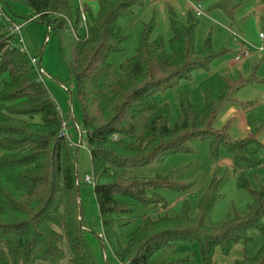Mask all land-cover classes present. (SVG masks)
<instances>
[{"label":"trees","instance_id":"1","mask_svg":"<svg viewBox=\"0 0 264 264\" xmlns=\"http://www.w3.org/2000/svg\"><path fill=\"white\" fill-rule=\"evenodd\" d=\"M142 1L85 2L87 26H82L76 0H0L6 13L0 16V264H101L88 243L90 226L80 206L76 146L82 144L83 133L93 164L103 241L119 264H153L156 251L182 241L197 242L203 264H214L217 247L228 254L235 244L249 241L250 228L264 230V189L252 191L245 217L211 226L206 219L218 198L217 181L195 214L186 201L180 213L169 214L159 212L165 199L157 189L179 190L186 185L173 180L171 173H128L156 158L186 151L197 137H209L215 149L225 146L239 163L250 159L247 145L255 138L230 140L226 125L214 127L217 116L238 103L236 91L247 80L225 79L217 97L206 95L204 107L182 93V115L174 127L169 126V107L157 105V94L177 87L192 71L207 69L214 57L196 50L193 16L181 21L171 14L170 50L163 36L152 38V20L136 53L121 63L122 76H115L110 58L124 51L125 38L118 20ZM217 1L233 14L237 1ZM19 16L46 24L58 37L83 110V133L77 141L64 132L66 123L45 72L13 45L16 37L10 28ZM262 21L264 28V16ZM148 188L154 192L148 193ZM139 207L146 211L143 223L123 238L119 228L133 222ZM233 264H264V246Z\"/></svg>","mask_w":264,"mask_h":264},{"label":"rangeland","instance_id":"2","mask_svg":"<svg viewBox=\"0 0 264 264\" xmlns=\"http://www.w3.org/2000/svg\"><path fill=\"white\" fill-rule=\"evenodd\" d=\"M236 1L233 14L229 15L217 0H143L133 7L132 14L119 18L118 25L125 36L124 51L115 52L110 58L115 76L121 77V63L136 53L145 27L152 20L155 21L152 38L163 36L170 50L171 14H175L181 21H187L189 16L196 18V50L211 52L214 57L207 69L192 71L190 77L182 79L177 87L155 96L157 105H167L170 109V127H174L182 115V93L187 94L192 104L204 107L206 95L217 97L225 79L247 80L236 91L238 103L221 112L214 127L221 129L226 125L230 140L237 141L254 135V140L247 145L250 159L236 163L235 157L225 146L215 149L209 137H197L188 144L186 151L172 152L163 159L156 158L149 166L128 171L142 176L171 173L173 180L186 185V188L179 190L169 187L157 189L165 199L159 212L169 214L180 213L185 201L189 202L192 214H195L198 203L213 182L217 181L215 185L218 198L206 219L211 226L223 225L237 215L245 217L249 204L252 203V191L264 189V51H258V48L264 46V39L260 35L261 32L264 33V0ZM88 2L93 3L92 0ZM193 4H200L204 14L197 16ZM21 10L26 15L30 14L25 7ZM17 21L23 25L21 37L29 56L37 57L38 66L45 71L46 83L62 112L68 135L77 141L78 135L83 133L80 127L83 110L76 95V81L62 55L58 37L46 24L37 20L19 16ZM80 32L85 33V29L81 27ZM243 46L250 49V54L242 55ZM237 56H240L238 60ZM85 137L86 134L83 133V145L76 146V160L80 180V206L85 223L90 226L87 231L88 243L101 264H119L110 246L103 241L105 237L94 190L93 164ZM86 176L93 181L85 182ZM147 191L150 194L154 192L152 188ZM145 213L139 207L133 222L119 228L123 238L143 223ZM150 215L154 216L156 213L151 212ZM261 217V224L264 226V214ZM247 233L249 241L235 244L228 254H223L217 247L213 256L214 264H233L235 260L256 255L264 246V230L250 228ZM172 261H179L180 264H203L198 243L182 241L156 251L151 258L153 264H168ZM38 263L48 264L44 261Z\"/></svg>","mask_w":264,"mask_h":264},{"label":"built area","instance_id":"3","mask_svg":"<svg viewBox=\"0 0 264 264\" xmlns=\"http://www.w3.org/2000/svg\"><path fill=\"white\" fill-rule=\"evenodd\" d=\"M76 1L79 4L80 9L82 10V21H81V25L82 26H87V18H86V15H85V2H88V1H91V0H76ZM192 6H193V8H194V10H195V12L197 14V16H201V15L204 14V10H203V8L201 7L200 4H198V5L193 4ZM4 15H6V13H5V10L3 8L2 3L0 2V16H4ZM22 26L23 25L21 23L14 22L12 24L11 28H10V31H11L12 34H15V37H16V41H15V43H13V45H16L22 52H27V49L25 47L23 38L21 37V29H22ZM260 35L264 39V33L261 32ZM258 51H260V52L261 51H264V46H261L260 48H258ZM248 54H250V49L243 46L242 55H248ZM239 58H240V56H237L236 57V60H238ZM30 59H31V63L34 66L37 67V70L38 71L45 72V71H43L41 69V67L38 66L39 65L38 64L39 63V59L37 57L31 56ZM64 132H65V134L67 136H70V135H68V131H67L66 124H64ZM82 145L83 144H78V146H82ZM84 181L90 183V182L93 181V179L91 177H89V176H86L84 178ZM121 264H129V263H121Z\"/></svg>","mask_w":264,"mask_h":264}]
</instances>
